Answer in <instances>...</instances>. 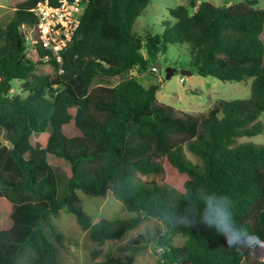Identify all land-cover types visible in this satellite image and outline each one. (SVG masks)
I'll return each mask as SVG.
<instances>
[{
	"label": "trees",
	"instance_id": "16d2710c",
	"mask_svg": "<svg viewBox=\"0 0 264 264\" xmlns=\"http://www.w3.org/2000/svg\"><path fill=\"white\" fill-rule=\"evenodd\" d=\"M39 1L20 0L0 27V264H62L66 236L53 220L63 208L99 245L145 219L164 223L159 234L131 238L121 247L124 256L101 259L96 250L93 264H134L149 246L161 264H264V144L237 143L264 130V8L256 0L230 6L192 0L170 10L173 26L143 37L133 26L150 0H83L76 37L58 61L39 43L26 44L27 30L39 38L33 11ZM171 44L188 47L190 68L201 76L253 77L252 96L218 99L192 115L161 103L159 86L145 88L133 75L93 85L99 75L151 71ZM15 79L23 93L13 92ZM57 162L68 167L61 199L49 173ZM3 190L30 198L11 203ZM78 190L112 193L137 215L93 222ZM209 190L231 198L236 224L259 237L254 246L228 248L223 236L195 223ZM189 218L194 227L182 226ZM177 235L183 244L174 243Z\"/></svg>",
	"mask_w": 264,
	"mask_h": 264
},
{
	"label": "rangeland",
	"instance_id": "374dc122",
	"mask_svg": "<svg viewBox=\"0 0 264 264\" xmlns=\"http://www.w3.org/2000/svg\"><path fill=\"white\" fill-rule=\"evenodd\" d=\"M20 0H0V27L5 26L11 19L15 5ZM192 0H150L142 14L137 18L133 32L145 36L148 32L153 34L161 33L164 28L169 25L173 26L175 19L171 16L170 10L182 5L190 4ZM195 5H199L202 1H209L217 6L235 5L239 2L247 0H194ZM257 7L264 8V0H256ZM28 47L29 42L27 43ZM191 54L186 45L171 44L168 52L161 55L159 60L162 68L157 72L147 71L139 72L136 68L131 73L126 72L119 76H104L99 75L95 78L93 85L110 86L116 82L133 75L139 83L145 88L157 84L159 90L157 99L164 104L170 105L175 110L198 115L201 112L207 111L213 103L218 99H248L252 96L253 77H249L243 81H222L213 76H201L193 71L190 75H183L180 71L176 72L172 77H166L165 68L167 64H172L179 69L191 70L190 68ZM44 72L51 71L48 66H42ZM183 79V80H182ZM13 92L23 93L24 87L21 81L13 80ZM26 93V92H25ZM260 122L264 126V113L259 117ZM253 143L264 144V130L256 135L239 137L237 143ZM187 155L194 162L198 159L192 153L187 151ZM67 172L68 167L64 162L53 163L49 172L58 186L56 194L57 199L63 198L68 191L67 187ZM78 198L84 211L90 214L93 222L99 221L101 218L106 219H130L137 214L130 212L124 208L123 203L109 193L105 197L90 196L81 190L77 191ZM2 197L8 199L11 203H18L29 199L27 194L20 196L10 195L7 191H2ZM31 198H33L31 196ZM54 225L66 237L61 249L62 264H93V254L96 250H100V258L106 259L109 256H124L125 252L121 247L126 244L131 238L140 233L159 234L166 228L164 223L156 218H148L143 220L138 227L129 231V233L121 239L109 240L102 245L91 242L87 237V232L84 230L74 214L70 213L66 208L60 211L58 217L53 220ZM185 237L177 235L174 237V243L177 245L183 244ZM134 264H161L158 256L155 253L154 247L149 246L137 254Z\"/></svg>",
	"mask_w": 264,
	"mask_h": 264
},
{
	"label": "built area",
	"instance_id": "2783aa9c",
	"mask_svg": "<svg viewBox=\"0 0 264 264\" xmlns=\"http://www.w3.org/2000/svg\"><path fill=\"white\" fill-rule=\"evenodd\" d=\"M85 8L83 0L39 1L33 8L39 38H34L32 31L27 30L26 42L32 46L39 43L61 61L60 54L74 41ZM151 71L157 72V66L153 65Z\"/></svg>",
	"mask_w": 264,
	"mask_h": 264
},
{
	"label": "clouds",
	"instance_id": "9594fccd",
	"mask_svg": "<svg viewBox=\"0 0 264 264\" xmlns=\"http://www.w3.org/2000/svg\"><path fill=\"white\" fill-rule=\"evenodd\" d=\"M200 203L202 206L197 209L195 223L223 236L228 248L239 249L256 244L259 237L236 224L233 201L229 196L209 190L206 195L200 197ZM180 223L184 227H194L191 218Z\"/></svg>",
	"mask_w": 264,
	"mask_h": 264
},
{
	"label": "water",
	"instance_id": "95a60500",
	"mask_svg": "<svg viewBox=\"0 0 264 264\" xmlns=\"http://www.w3.org/2000/svg\"><path fill=\"white\" fill-rule=\"evenodd\" d=\"M154 66H157L158 69H161L162 68V64L160 61H156L153 63ZM165 71H166V77L167 78H170L172 77L176 72L180 71L183 75H190L193 73L192 70H186V69H179L177 67H174L172 64H167L166 68H165ZM3 138L4 139H7L8 136H7V129L5 128V132H4V135H3Z\"/></svg>",
	"mask_w": 264,
	"mask_h": 264
}]
</instances>
